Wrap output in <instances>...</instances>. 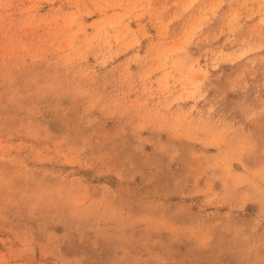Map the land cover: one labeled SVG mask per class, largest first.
Masks as SVG:
<instances>
[{
  "label": "rangeland",
  "instance_id": "1",
  "mask_svg": "<svg viewBox=\"0 0 264 264\" xmlns=\"http://www.w3.org/2000/svg\"><path fill=\"white\" fill-rule=\"evenodd\" d=\"M0 264H264V0H0Z\"/></svg>",
  "mask_w": 264,
  "mask_h": 264
}]
</instances>
